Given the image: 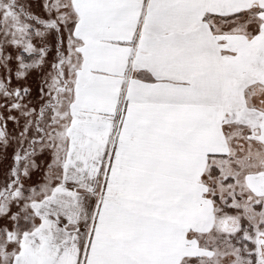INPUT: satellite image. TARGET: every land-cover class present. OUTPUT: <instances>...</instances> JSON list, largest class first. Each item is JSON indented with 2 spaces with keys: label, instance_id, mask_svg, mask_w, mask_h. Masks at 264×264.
Wrapping results in <instances>:
<instances>
[{
  "label": "snow or ice",
  "instance_id": "obj_1",
  "mask_svg": "<svg viewBox=\"0 0 264 264\" xmlns=\"http://www.w3.org/2000/svg\"><path fill=\"white\" fill-rule=\"evenodd\" d=\"M0 264H264V0H0Z\"/></svg>",
  "mask_w": 264,
  "mask_h": 264
}]
</instances>
